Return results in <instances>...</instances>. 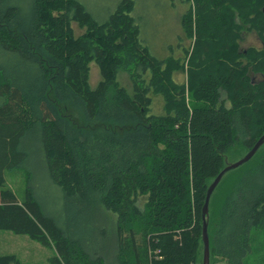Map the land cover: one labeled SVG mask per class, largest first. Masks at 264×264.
Masks as SVG:
<instances>
[{"label": "trees", "instance_id": "16d2710c", "mask_svg": "<svg viewBox=\"0 0 264 264\" xmlns=\"http://www.w3.org/2000/svg\"><path fill=\"white\" fill-rule=\"evenodd\" d=\"M193 1L209 42L189 95L143 40L134 0L103 21L81 0H0V231L51 249L49 264L196 263L209 184L230 149L264 134V0ZM71 22L94 26L92 39H73ZM182 27L192 34L190 12ZM244 31L261 45L240 49ZM91 52L102 65L95 87ZM130 65L132 94L115 82ZM16 169L21 197L7 184ZM211 206L213 255L250 264L264 229V158ZM0 264L23 263L7 253Z\"/></svg>", "mask_w": 264, "mask_h": 264}, {"label": "rangeland", "instance_id": "374dc122", "mask_svg": "<svg viewBox=\"0 0 264 264\" xmlns=\"http://www.w3.org/2000/svg\"><path fill=\"white\" fill-rule=\"evenodd\" d=\"M93 16L103 21L116 9L121 0H81ZM133 15L141 27V36L143 40L150 46L151 51L161 59L167 62V70L170 71V81L185 88L189 93L192 89L194 80L197 75L194 72L196 61L203 59L202 49L208 47V42L203 38L202 32L199 33V15L196 11L195 2L193 0H134ZM190 12L194 22L192 34H188L182 27V18ZM71 35L73 39H92L89 34L94 28L88 23L79 24L76 22L70 23ZM107 32L106 30H102ZM93 32V31H92ZM243 32V31H242ZM240 34L239 30L234 29L232 35L234 37ZM244 37L240 39V49H246L248 46L261 45L260 39L255 32L244 31ZM204 35V34H203ZM206 35V34H205ZM216 37V33H212ZM237 38V37H236ZM237 41V40H236ZM213 43V42H212ZM215 43V42H214ZM211 43H209L210 45ZM216 44V43H215ZM215 44L214 54L218 53V48ZM207 45V46H206ZM213 54V53H212ZM219 57V56H217ZM87 70V84L90 87H95L102 77V65L97 57L91 54L85 59ZM129 69H119L115 82L117 86L124 88L132 94L134 81L132 74L136 70L133 65ZM153 97L151 111L155 114L163 113L162 97L156 94H151ZM188 96V95H187ZM247 149L236 144L225 154V163H233L245 156ZM264 158V144L258 149L256 156L242 167H238L226 173L214 195L219 193L224 187H227V181L233 180L241 174L242 170L255 164L258 159ZM7 184L18 196L21 197L26 186V175L21 170H13L7 173ZM44 194L49 193L44 188ZM214 195L212 199L214 198ZM211 199V203H212ZM211 203L209 207L208 224L211 215ZM209 241L211 237V228L208 225ZM253 255L249 259L250 264H264V229H256L253 233ZM198 257L195 264H203L204 245L201 240ZM13 253L23 264H49L48 257L52 255V250L41 245L39 242L29 238L27 235L15 234L10 231H0V254ZM262 257V258H261ZM210 264H226V261L218 256H214L210 245Z\"/></svg>", "mask_w": 264, "mask_h": 264}, {"label": "water", "instance_id": "95a60500", "mask_svg": "<svg viewBox=\"0 0 264 264\" xmlns=\"http://www.w3.org/2000/svg\"><path fill=\"white\" fill-rule=\"evenodd\" d=\"M264 144V134L261 135L256 141V143L247 151L245 156L241 157L237 161L233 163L226 164L218 173V175L212 180L209 184L205 201L202 207V242L204 245V254H203V264H210V241H209V232H208V216H209V203L212 196L213 191L219 185L220 181L222 180L223 176L232 171L246 162H248L258 151V149Z\"/></svg>", "mask_w": 264, "mask_h": 264}]
</instances>
